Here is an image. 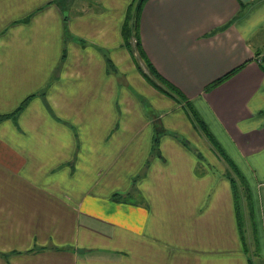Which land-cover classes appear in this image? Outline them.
<instances>
[{
	"label": "crops",
	"instance_id": "1",
	"mask_svg": "<svg viewBox=\"0 0 264 264\" xmlns=\"http://www.w3.org/2000/svg\"><path fill=\"white\" fill-rule=\"evenodd\" d=\"M56 1L0 0V115L30 98L0 122V264H249L228 255L242 237L232 186L215 171L229 165L209 137L206 164L222 163L205 179L189 125L195 142L165 137L160 156L150 154L154 131L137 139L139 94L164 106L165 127L183 108L143 82L124 50L129 67L120 65L132 0ZM140 39L216 143L231 147L264 257V0H147ZM180 119L189 124L184 111ZM144 166L151 211L120 200Z\"/></svg>",
	"mask_w": 264,
	"mask_h": 264
},
{
	"label": "rangeland",
	"instance_id": "2",
	"mask_svg": "<svg viewBox=\"0 0 264 264\" xmlns=\"http://www.w3.org/2000/svg\"><path fill=\"white\" fill-rule=\"evenodd\" d=\"M72 0L67 1L68 6H71ZM74 6L76 7L79 4V1H75L73 0ZM87 3L92 4L93 7H98V6H102L105 2L102 0H87ZM131 4V3H130ZM129 4V6H130ZM129 6L124 9V12L122 14V44H121V48L119 47L116 51L118 58L120 60V65L125 68L124 66L127 65L128 63V58H126L125 56L121 57V52L120 51H125L126 55L129 57L130 59V63L132 65L133 68H135L140 76V78L143 80V82H148L149 84H151L145 74L150 75V70L147 66V64L145 63V60L141 57L140 52L138 50V45L136 43V33H135V28L133 23H131L133 25L132 29H131V42L128 43L131 47H129V45L126 42L125 36H124V32H123V27L125 22L127 21V12L129 9ZM137 16V11L134 10L133 12V16L131 18L132 22L135 21ZM107 37H105L106 39ZM115 43V42H114ZM128 66V65H127ZM129 67V66H128ZM239 67V66H238ZM237 68V67H236ZM235 69V68H234ZM233 70V69H232ZM123 75H126L127 73L124 72L122 73ZM221 78V77H219ZM217 78V79H219ZM215 79V80H217ZM211 81L208 83L207 87H210V85L215 81ZM206 87V88H207ZM165 89L169 92V95L171 96V98L174 100V102H176L177 104H181L184 114L188 117L189 119V124L185 123V121L181 120V113L183 112H179L178 110H172L169 112V114L167 115V117H165L164 121L166 123V127L163 126V124L161 123V116L160 114H164L165 113V109L164 106L157 104V103H153V99L149 96H140L139 94V98L137 100L138 105L144 109V115H143V120H140L139 123H141L142 121L144 122L142 125V128H139V132H138V138L137 139H142L145 137V133L147 131V129L149 130L148 132H150L151 130L154 131L153 134V140H152V144H151V148H150V154L151 156H160L161 155V139L163 140L165 137H171V138H176V139H180L182 142H184L186 139L187 141H191L192 143L195 142V140L192 138L191 132L190 130H188L189 127L194 128V130H196L197 134L200 135L202 143H199V150H201V153H199V157L201 158L200 160V166L198 167L197 170V174H201L205 179L208 176L211 177L212 176V172L210 167L213 168L212 164L217 162L218 164H221L222 161H220V157L221 159L222 156L219 154V152H221L219 149L222 150V152L226 153L228 151H231V147L228 144H224V146H222L221 144L218 143L217 144H212V150L214 151V153H216L219 157V161H213V163L208 164L207 166V162L206 159H208V157L205 156V153H208L209 155H212V152L210 149H208V143L206 142L207 140V132L200 126L197 124V122L194 120L193 117V113L190 109V107L188 106L189 104L187 103L186 99L175 95L172 90L166 88ZM208 92V88L206 90ZM184 93V92H183ZM185 95V93H184ZM131 96V94L129 95ZM133 97V95H132ZM199 96H195V98H197ZM135 99V98H134ZM193 104V103H192ZM182 110V109H181ZM168 118L171 119L172 123L171 125L167 124ZM189 125V127H188ZM156 138H159V142H156ZM179 140V141H180ZM158 143V144H157ZM195 144V143H194ZM225 147V148H224ZM198 149L196 151H198ZM194 151V150H192ZM195 152V151H194ZM208 161V160H207ZM224 161V159H223ZM145 166L148 164V161H145ZM145 166L143 167V169H141V173L139 172L138 174H135L132 177V181L129 184L130 187L128 190H126V192H120L121 194H123L122 198L120 199L121 201H127L130 205L135 203V204H141L138 207L139 208H143V210L146 211V209L144 208H148V211H151V208L149 206V202H150V198L147 192H145L143 190V182L146 180L145 175ZM216 167V166H215ZM214 170V168H213ZM215 171L217 172V174L219 175V173H221L223 171V174L225 173V177H221V179H219V183H223L226 185H230L232 186V189L234 191V185L230 180L229 175L231 174L235 179H236V187L239 190V197H240V204H241V214H242V218L244 220V234H245V238L244 240L241 238V248H239L238 250H232V252L228 253V255H232L231 257L234 258V262H235V258L237 257V255H241L243 259L247 260V262L249 264H260V257H263V250H262V246L259 243V240H257L256 238V231H255V223H254V218H253V206H252V200H251V195L247 190L246 184L243 181V179L241 178V175L239 174V172H232L231 169L227 166L224 165H218L217 168H215ZM104 171L101 172L99 175V180L101 179V177L104 175ZM205 175V176H204ZM230 175V176H231ZM96 178V181H97ZM127 203V204H128ZM148 203V205H147ZM143 204V206H142ZM134 209V208H133ZM77 210L80 211L81 210V206L78 205ZM127 210L131 211V206H127ZM135 210V209H134ZM147 211V212H148ZM1 230V227H0ZM45 247L47 246H35L33 247L31 250L29 251H37L38 249L41 248V250H43ZM226 253V252H219V255ZM236 264V262H235Z\"/></svg>",
	"mask_w": 264,
	"mask_h": 264
},
{
	"label": "trees",
	"instance_id": "3",
	"mask_svg": "<svg viewBox=\"0 0 264 264\" xmlns=\"http://www.w3.org/2000/svg\"><path fill=\"white\" fill-rule=\"evenodd\" d=\"M147 0H132L130 6H129V9H128V12H127V21L125 22L124 24V27H123V32H124V36H125V39H126V42L127 44L131 42V29L134 25L135 28V33H136V36H135V39H136V43L138 45V50L140 52V55L141 57L145 60V63L147 64L149 70H150V73H151V76L150 75H147L145 74L147 80L152 84L154 85L157 89H159L160 91L166 93V94H169V92L165 89V86L166 88L172 90V92L177 95V96H180L182 97L183 99H187L184 95V93L175 85L173 84L171 81H169L166 77H164L156 68L155 66L152 64V62L148 59L145 51H144V48H143V45L141 43V39H140V20H141V14H142V11H143V7H144V4ZM57 3H60L61 1L60 0H57L56 1ZM134 10L137 11V16H136V19L134 22H132L131 18L133 16V12ZM66 19H68V17H66ZM133 23V25L131 24ZM133 27V28H134ZM129 45V44H128ZM130 47V45H129ZM131 49V47H130ZM262 65L264 67V56L262 57ZM240 67H237L233 70H231L230 72H228L227 74H225L224 76H222L221 78L215 80L211 85L210 87H207L208 89H211L213 87H215L216 85H218L219 83L223 82L224 80H226L227 78H229L232 74H234ZM30 98H27L25 99L22 104L12 113L10 114H2L0 115V122L8 117H11V116H16L19 112H21L28 104ZM193 113V117H194V120L197 122L198 125H200L208 134V137L209 139L214 143V144H217L215 139L211 136V134L209 133V131L206 129L205 127V124L203 122V120L199 117V115L196 113V111L193 109V107L191 106V104L188 105ZM156 142H159V138L157 139L156 138ZM158 144V143H157ZM218 145V144H217ZM221 152H219V154H221V156L226 160V162L228 163L229 165V168L231 169L232 172H238L237 171V167L236 165L234 164V162L227 156L225 155L224 152H222L221 149H219ZM231 175V174H230ZM230 177V180L231 182L233 183L234 185V196H235V205H236V211H237V221H238V226H239V230H240V233H241V237L242 239L244 240L245 238V232H244V220L242 218V214H241V204H240V197H239V190L238 188L236 187V179L231 175ZM119 195V194H117Z\"/></svg>",
	"mask_w": 264,
	"mask_h": 264
}]
</instances>
